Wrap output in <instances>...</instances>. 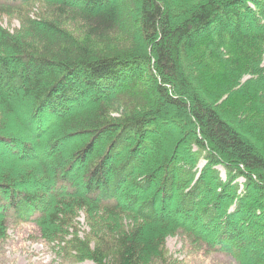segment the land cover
<instances>
[{"label":"trees","instance_id":"trees-1","mask_svg":"<svg viewBox=\"0 0 264 264\" xmlns=\"http://www.w3.org/2000/svg\"><path fill=\"white\" fill-rule=\"evenodd\" d=\"M0 139L21 143L1 242L24 224L63 264H175L184 236L264 264V0H0Z\"/></svg>","mask_w":264,"mask_h":264},{"label":"rangeland","instance_id":"rangeland-1","mask_svg":"<svg viewBox=\"0 0 264 264\" xmlns=\"http://www.w3.org/2000/svg\"><path fill=\"white\" fill-rule=\"evenodd\" d=\"M3 26L12 31L19 27V21L15 17L6 18ZM145 86L147 88L149 87V84L146 83ZM139 88L143 91L145 90L143 87ZM10 97L12 100H16L15 95ZM18 101L20 102L16 105L15 110L17 111L20 119L23 113H25L24 108L27 104L26 101ZM23 119H25L27 124H31L27 117H24ZM14 122L13 125L17 126L18 123L16 122V118ZM56 129L54 131H56ZM73 142L74 140L72 138L67 140V142H62L60 148L56 152L60 153L62 151H66L69 146L73 144ZM20 144H14V142L8 144L0 139V161L10 165L15 164L16 157L19 156L17 149L21 148L18 146ZM42 158H44L42 160L46 161L44 164L47 163V161H50L49 157L45 154ZM34 159L40 160V157ZM75 221L79 223L78 229L84 236L85 233L89 231L84 214L81 213ZM8 233V239L4 242L0 241V264H63V262L54 254L53 247L41 241L38 236V232L33 227L24 224L17 226L11 223L9 225ZM166 244L170 259L172 263L175 264H179L180 262L183 264H234L228 260V258L224 257V255L206 254L203 250H200L199 252L189 251V249L194 247L188 242V240L185 239L184 236L170 237L168 238ZM252 251L254 254L258 253L264 256V249H253ZM107 255L109 256L108 260L114 262V253L110 251ZM66 263L70 264V262Z\"/></svg>","mask_w":264,"mask_h":264}]
</instances>
